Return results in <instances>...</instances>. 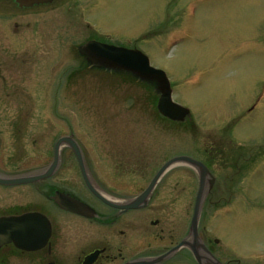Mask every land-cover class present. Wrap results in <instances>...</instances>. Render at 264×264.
I'll use <instances>...</instances> for the list:
<instances>
[{"label": "rangeland", "instance_id": "374dc122", "mask_svg": "<svg viewBox=\"0 0 264 264\" xmlns=\"http://www.w3.org/2000/svg\"><path fill=\"white\" fill-rule=\"evenodd\" d=\"M94 2L99 7V21L95 20L99 27L113 39L131 41L147 53L151 64L167 73L173 99L188 107L191 115L180 123L161 120L153 104L155 92L159 94L156 83L146 90L140 79L118 70H104L101 75L84 72L78 78L72 74L69 91H59L61 70L72 67L74 71L78 64L57 62L52 40L59 37L57 19H49L57 14L46 8L25 19L12 0H0V53L18 58L15 55L23 45L34 42L40 44L34 58L43 61L40 69L36 67L37 83H30L37 85L35 91L23 98L37 103L31 114L36 120L23 131L27 139L23 166L49 163L54 141L70 128L84 143L90 165L95 170L107 166L95 143L98 137L110 139L101 136L102 120L108 127L114 124L119 148L126 151L131 137L135 150L146 148L145 137L156 133L161 120L167 151V157H159L163 162L180 153L203 158V144L226 148L225 139L231 140L234 147L226 151L228 160L244 167L239 177L245 192L240 195V188L234 197L245 200L236 202L230 214L219 216L225 226L212 236L220 237L222 245L227 236L249 255L261 253L264 264V0H82L79 4ZM76 39L66 34L69 45ZM13 98L20 100V95ZM250 106L254 110L244 114ZM139 159L136 164H141ZM73 165L74 158L65 149L56 179ZM228 175L234 174L215 173L216 189ZM213 186L212 180L211 190ZM209 194L214 197L216 192ZM209 229L213 231L211 225ZM10 260V264H32L33 256L11 255Z\"/></svg>", "mask_w": 264, "mask_h": 264}, {"label": "flooded vegetation", "instance_id": "af4514ba", "mask_svg": "<svg viewBox=\"0 0 264 264\" xmlns=\"http://www.w3.org/2000/svg\"><path fill=\"white\" fill-rule=\"evenodd\" d=\"M80 1L47 0L22 7L17 0H12L22 8L19 14L25 15V19L46 8L48 12L57 14L49 18L57 19L55 28L59 37H52L54 48H57V62L74 61L78 65H75L74 71L72 67L61 70L56 88L61 92L69 91L72 74L78 78L84 72L101 75L104 70H118L135 79L134 73L111 67L84 50V45L89 41L128 49L140 48L131 41H119L109 36L107 31L99 27V22H95L99 21L97 4L80 5ZM66 34L77 39L81 37L80 43L76 39L74 45H69ZM39 46L34 42L23 45L21 52L15 55L18 58L0 53V217L35 213L48 221L50 235L42 248L33 251L19 249L13 243L2 245L0 264H10L11 255L17 254H31L32 264H261V253L249 255L251 253L239 248L227 236L223 238V245L220 237L212 236L225 226L219 216L230 214L236 202L245 200L244 197H234L240 188V195L245 192L243 180L239 177L244 167L231 164L228 160L226 151L234 147L231 140L224 138L227 141L226 148L217 147L214 143L203 144L201 149L204 157L192 156L209 170L198 211L197 237L191 228L200 200L199 167L181 162L169 166L161 173L148 195L144 196L169 159L189 156L180 153L164 162L159 160V157H167L165 124L161 121H167V118L158 110L161 119L159 127L153 136L148 134L145 137L146 148L141 150L134 149V137L128 142V151L120 150L114 124L108 127L102 120L98 127L102 131L101 136L110 139L100 141L98 137L95 143L100 160L107 161L108 165H101L98 170L90 165L84 143L71 128L54 141L49 163L24 167L21 155L24 153V140L27 142V139H24L23 131H26L28 122L36 120L31 118V114L32 110H36L37 103L24 102L23 98L25 93L29 95L28 91L37 87L30 83L37 81L40 71H36L40 69V62L43 64V61L34 58ZM29 50L33 53L29 54ZM24 66L25 69H22ZM144 82L147 84L144 86L146 90L152 86L151 83L160 86L158 81ZM14 94L20 95V100L14 99ZM155 94L159 97L157 92ZM156 97H153L155 109ZM254 108L248 107L244 114H250ZM114 110L119 111V108ZM155 128L153 126L151 129ZM63 137L72 138L77 143L84 169L70 142L63 141L59 149V165L50 176L28 183L3 182L45 173L54 160L56 143ZM65 149L76 165L65 167L64 177L56 179ZM138 159L141 164H136ZM110 161L114 162L113 166L109 165ZM153 162L156 164L152 165ZM105 172L112 175L108 176ZM216 172L234 175L225 176L223 186L220 184L221 187L216 189ZM212 180L214 186L211 190ZM210 191H215L216 195L211 197ZM66 200L77 203L65 207L62 203Z\"/></svg>", "mask_w": 264, "mask_h": 264}, {"label": "water", "instance_id": "95a60500", "mask_svg": "<svg viewBox=\"0 0 264 264\" xmlns=\"http://www.w3.org/2000/svg\"><path fill=\"white\" fill-rule=\"evenodd\" d=\"M20 6H31L35 3H42L47 0H17ZM86 50L92 56L101 59L103 62L109 64L111 67L119 68L128 72H132L148 81H158L160 86L158 87L159 98L157 102V108L159 112L174 121H184L190 113V109L177 103L172 98V87L167 73L160 68L154 67L150 58L139 49H128L120 46H113L103 44L97 41H89L84 45ZM63 141H69L73 149L77 153V157L80 165L84 169L83 157L80 149L75 141L69 137H63L56 143L55 157L45 173L35 175L19 177L14 179H7L3 182L7 184H19L28 183L41 178L50 176L59 165V149ZM187 163L200 168L201 185L199 194V204L196 207V213L193 219L191 232L197 237V225L199 218V209L201 206V199L204 195V187L206 183V177L209 173L208 168L201 161L193 159L190 156H176L169 159L161 168L159 173L155 176L154 180L150 184L149 188L145 191L144 196L148 195L156 181L159 179L161 173L165 171L169 166L176 163ZM70 200H66L62 203L63 206L68 207L72 203ZM77 203V202H76ZM79 205V204H78ZM50 235V227L48 221L35 214L25 213L21 215H11L0 217V247L2 245L13 243L15 247L33 251L42 248Z\"/></svg>", "mask_w": 264, "mask_h": 264}]
</instances>
